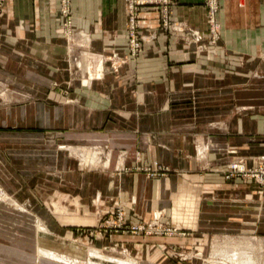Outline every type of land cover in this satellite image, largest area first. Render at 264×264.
I'll return each instance as SVG.
<instances>
[{
    "label": "crops",
    "instance_id": "obj_1",
    "mask_svg": "<svg viewBox=\"0 0 264 264\" xmlns=\"http://www.w3.org/2000/svg\"><path fill=\"white\" fill-rule=\"evenodd\" d=\"M60 2L0 13V264H201L181 256L264 239V191L226 177L264 165V0H220L216 43L206 0H174L177 31L141 6L138 56L126 0H73L68 37ZM118 209L177 232L106 229Z\"/></svg>",
    "mask_w": 264,
    "mask_h": 264
},
{
    "label": "built area",
    "instance_id": "obj_2",
    "mask_svg": "<svg viewBox=\"0 0 264 264\" xmlns=\"http://www.w3.org/2000/svg\"><path fill=\"white\" fill-rule=\"evenodd\" d=\"M6 0H0V13L4 2ZM73 0H61L60 11L63 18L62 29L64 34L68 37L73 34V17L71 11V4ZM128 9V33H129V51L130 55L138 56L142 51V43L145 41V36L140 32L139 24V9L145 5H158L161 11V24L165 28L171 26L172 6L174 0H126ZM206 6L208 9V23L209 31L211 33V39L213 43H216L220 39V24L217 20V15L220 10V0H206ZM173 30H182L184 27H172ZM114 58L116 56L114 55ZM117 60H122L118 58ZM124 60V59H123ZM255 178L260 184L262 190H264V165L246 169L245 164L242 161L232 163L230 165V171L226 174V177L232 178L240 175ZM104 227L106 229H113L116 231L130 232L132 234L145 233V234H172L177 232L175 228L168 227L156 220L148 224H128L124 220V212L118 209L114 216L107 218L104 221Z\"/></svg>",
    "mask_w": 264,
    "mask_h": 264
},
{
    "label": "rangeland",
    "instance_id": "obj_3",
    "mask_svg": "<svg viewBox=\"0 0 264 264\" xmlns=\"http://www.w3.org/2000/svg\"><path fill=\"white\" fill-rule=\"evenodd\" d=\"M62 22H63V18H62ZM161 28L166 30V31L172 29L171 26H169L168 28H165L164 26H162ZM120 62L121 61L119 60L118 63H120ZM122 62H124V60ZM59 130L60 129L50 130L49 134H48V138H45L47 141H50L52 139L53 145L57 146V147H59V138H57V135L59 134ZM50 135L52 136V138H50ZM46 137H47V135H46ZM85 158L87 159L88 157L86 156ZM232 163H234V162H232ZM237 177L238 178L239 177L245 178L248 176H245L244 174L240 173V175H237L236 178ZM234 178L235 177H232L229 179H234ZM253 179L255 180V178H253ZM257 184H259V183L257 182ZM1 198L7 199L8 197H6L3 189L0 187V200H1ZM229 235H230L228 237V240H229V248L228 249L229 250L227 251L226 256L221 255L220 252L216 253V254L221 255L220 257L222 259H220L218 257L217 258L216 257L215 258L214 257L206 258V257H203L199 251H196V252L191 253V256L188 255V253L181 256L182 257L181 261H189V257H193V258H199L201 264H212V263L217 264L218 262H216V261H223L225 264H264V239L263 238H260V237L255 238V236L251 237V235H249V236L245 235L244 236V235L236 234L233 232L230 233ZM88 246L89 247L85 246L83 248H80L79 250H81L83 253L84 249H86V248L88 250L93 249L91 247V245H88ZM87 252H86V254H87ZM52 253H55L59 256H62L63 258H60V257L59 258L66 260V261H69V262L81 261V260H83L82 259L83 257L85 258L84 261H89L88 259H86V256L81 255V253L79 255L78 253L73 252V251H69V253H66V254L56 253L53 251H52ZM49 255H51V254L49 253Z\"/></svg>",
    "mask_w": 264,
    "mask_h": 264
},
{
    "label": "bare ground",
    "instance_id": "obj_4",
    "mask_svg": "<svg viewBox=\"0 0 264 264\" xmlns=\"http://www.w3.org/2000/svg\"><path fill=\"white\" fill-rule=\"evenodd\" d=\"M78 250H79V249H78ZM92 253H93V252H92ZM99 254H100V253H99ZM100 256H101V254H100ZM56 257H57V256H56ZM101 257H103V258H104V257H106V256H101ZM58 258H59V257H58ZM110 258H111V257H110ZM100 259H102V258H100ZM108 259H109V258H108ZM105 260H107V259L105 258ZM109 260H111V259H109ZM115 261H116V260H115ZM120 261H121V260H119V261H116V262H118V263H119ZM121 262H122V261H121ZM126 262H127V261H126ZM123 263H124V260H123ZM127 263H129V262H127Z\"/></svg>",
    "mask_w": 264,
    "mask_h": 264
}]
</instances>
